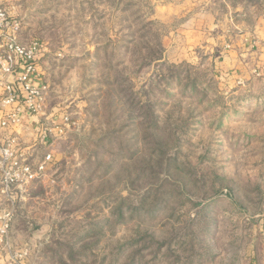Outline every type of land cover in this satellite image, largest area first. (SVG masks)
<instances>
[{
    "label": "rangeland",
    "instance_id": "obj_1",
    "mask_svg": "<svg viewBox=\"0 0 264 264\" xmlns=\"http://www.w3.org/2000/svg\"><path fill=\"white\" fill-rule=\"evenodd\" d=\"M0 6L68 118L0 192V264H264V0Z\"/></svg>",
    "mask_w": 264,
    "mask_h": 264
},
{
    "label": "built area",
    "instance_id": "obj_2",
    "mask_svg": "<svg viewBox=\"0 0 264 264\" xmlns=\"http://www.w3.org/2000/svg\"><path fill=\"white\" fill-rule=\"evenodd\" d=\"M21 23L0 6V192L24 191L38 179H44L52 163L45 152L33 163L36 142L21 143L20 134L35 119L39 121L38 143L48 146L49 138L65 133L68 118L44 117L48 84L39 68L41 46L38 41L23 43ZM52 181V180H51ZM10 216L0 225V240L7 236ZM21 257V256H20ZM14 264H24L18 259Z\"/></svg>",
    "mask_w": 264,
    "mask_h": 264
},
{
    "label": "crops",
    "instance_id": "obj_3",
    "mask_svg": "<svg viewBox=\"0 0 264 264\" xmlns=\"http://www.w3.org/2000/svg\"><path fill=\"white\" fill-rule=\"evenodd\" d=\"M45 113V112H44ZM44 117H49L46 114H43ZM40 128H39V121L38 119H35L33 122L29 124L28 127L24 128V130L20 134V140L21 143H29V142H37L40 135ZM257 260L254 258V255L252 254L250 262L254 264Z\"/></svg>",
    "mask_w": 264,
    "mask_h": 264
}]
</instances>
